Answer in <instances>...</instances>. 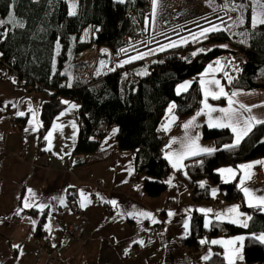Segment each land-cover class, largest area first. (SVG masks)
Here are the masks:
<instances>
[{"label": "trees", "instance_id": "16d2710c", "mask_svg": "<svg viewBox=\"0 0 264 264\" xmlns=\"http://www.w3.org/2000/svg\"><path fill=\"white\" fill-rule=\"evenodd\" d=\"M254 1L259 6H255V11H260L264 6L262 0ZM240 2L247 8L245 19L250 20L253 10L248 5L249 0H237ZM216 3L221 5L223 0H216ZM147 6L144 0H125L122 3L115 0H77L76 15H69L66 0H0V20L14 17L15 21L23 24V27L15 24L0 27L3 31L10 28L7 38L0 41V53L3 63L20 73L25 81L21 89L25 92L29 87L33 94L53 91L41 107L40 139L68 104L75 103L79 107L80 132L73 153L83 158L95 153L109 129L116 125L117 148L137 152L133 179L142 182L148 196L157 197L167 188L168 173L167 162L159 154L162 142L159 122L169 103L177 105V116L186 117L201 109L203 98L201 87L196 82L181 95H177L176 89L187 79L198 81L207 66L223 56H232L234 67L240 69L233 72L231 64L225 69L234 77L231 84L227 83L222 72L217 74L227 92L264 89V26L252 29L245 24L243 28L228 32L210 33L201 42L195 56L191 49L168 48L155 53L150 61L142 59L122 67L114 66V71L90 82L87 65L78 59V54L93 44L118 52L124 37L137 30V26L131 24V14H137L138 23L143 25ZM233 15V19L238 17V13ZM241 31L249 33L246 39L233 35V32ZM242 39L244 43H241ZM222 45H227V48ZM200 49L205 51L200 52ZM12 59L14 64L10 65ZM223 61L228 62L226 57ZM143 71L148 74L138 75ZM69 82L71 88L66 86ZM225 100L223 97L220 100L209 99L214 105H222ZM63 101L69 103L66 105ZM232 138L229 129L205 126L202 139L213 141L221 150L211 156L198 157L203 160L202 165L186 160L188 175L179 171L178 176L190 189L194 188L191 196L195 202L207 200L211 189L216 187L225 201L239 204L242 211L255 217L257 231L264 230V212L247 207L237 180L222 183L217 171L224 166L237 168L240 163L264 157V125L254 127L239 147L223 150L222 146L231 144ZM85 161L84 158L77 163L84 164ZM200 181L207 182L205 188L199 187ZM189 229L182 242L190 254L200 249V241L205 237L245 235L243 251L246 264H264V244L251 238L250 228L217 222L206 229L202 214L195 212ZM205 264L226 263L222 255L215 252Z\"/></svg>", "mask_w": 264, "mask_h": 264}, {"label": "crops", "instance_id": "0c3cea01", "mask_svg": "<svg viewBox=\"0 0 264 264\" xmlns=\"http://www.w3.org/2000/svg\"><path fill=\"white\" fill-rule=\"evenodd\" d=\"M218 73L216 78L220 79ZM204 78L208 79L210 76ZM222 85L224 86L223 83ZM225 90L227 91L226 88ZM239 92L242 94L237 97L238 100L247 105H257L258 107L253 108V113L264 115V107H259L264 104V89ZM42 93L27 96L23 89L7 82L0 70V105L9 101L18 102V107L9 106L4 111H0V162L2 163L0 177L3 179L0 192V264H49L44 257L37 261L33 245L35 237L49 239L51 251L67 264H205L203 256L208 254L209 250L213 254L220 253L227 264L223 245L202 244L197 252L188 254L182 244V240L187 235L183 224L188 216L192 218L197 212L202 214L205 228L208 217L198 211L199 209L211 208L213 213H216L239 204L225 201L216 187H213L217 189L215 197L210 193L207 200L195 202L191 196V189L178 176L179 171L165 159V153L169 151L166 146L175 138L177 143L172 145V150L180 147V142L186 135L182 127L183 123L192 119L200 110L186 117L177 116L174 110L177 120L169 124L168 130L165 131L163 126L169 120L167 109L171 103L167 105L158 130L165 135L166 146L162 157L168 166L166 182L172 179V184L167 183V188L161 195L150 197L146 194L142 182L131 184L136 168L137 152L117 148L115 140L117 132L113 135V130L118 129L116 125L109 129L95 153L84 155L86 159L84 164L77 163L73 150L80 132L79 107L68 111L70 105L75 103H69L62 111L65 114L60 116L61 112L57 116L59 119L57 117L54 119L53 124L65 126L62 132L57 131L53 134V150L44 151L47 142L39 136L40 112L43 103L49 100V96L47 98ZM209 103L212 104L210 101ZM212 105L227 107V99L222 105ZM29 106L37 111L35 123L38 130L35 131L30 124V114L25 117L16 115L17 111L27 112ZM202 106L201 103V108ZM206 119L205 116L197 119V123L202 125L197 129L201 135L199 144L216 147L213 141L202 139V130L207 126ZM73 120L77 124L75 139H71L74 130L70 122ZM26 128H29V131L26 132ZM191 134L195 135V132ZM65 153L71 154L65 155ZM61 156L63 159L60 158ZM259 160H264V157L239 165ZM227 167L230 166L221 168ZM252 171L255 175L250 181L245 182V186L264 190V167L257 166ZM219 178L224 183L220 175ZM240 179L238 175L232 181L237 180L241 190ZM201 182L207 184L206 181H200L198 184ZM28 188L33 189L35 202L49 203L52 207L44 212H39L36 208L25 209L21 213L22 216L18 217L20 214H16L17 210L21 208L22 200L28 196L26 191ZM81 191L91 200L85 208L79 206ZM241 193L246 201L242 191ZM59 199H63L66 206L60 205ZM111 200H116L117 205L108 203ZM71 202L79 206L81 211L78 214L69 209ZM129 211L150 212L160 223L152 224L150 220L143 218L133 219L127 216L126 213ZM169 211L174 212L175 215L169 217L167 215ZM239 211L252 217L247 227L250 228L251 235L264 234V230L255 229V217L252 214L242 211L240 206ZM191 218L187 221L189 228ZM33 220L36 221L35 225L32 223ZM144 222L153 228L160 225L161 227L156 234L154 230L144 229L141 226ZM213 223L217 222L213 220ZM223 223L242 227L238 223L227 221ZM74 225L80 228L77 238H60L61 234L69 231ZM239 236L245 235H220L204 239L227 241ZM141 240L144 241L143 244L139 243ZM13 245L21 246L22 252H18ZM241 254L243 260H238L237 264H246L243 249Z\"/></svg>", "mask_w": 264, "mask_h": 264}, {"label": "snow or ice", "instance_id": "6c2138e0", "mask_svg": "<svg viewBox=\"0 0 264 264\" xmlns=\"http://www.w3.org/2000/svg\"><path fill=\"white\" fill-rule=\"evenodd\" d=\"M119 2H124V0H119ZM162 5V0H152V13L151 17L146 18L147 19V27L146 30H149L151 28V25L155 23V17L157 15V8L158 6ZM71 11L69 12V15H76V4L71 3L70 4ZM220 11L224 12L225 16L229 12L232 13H238V17L236 19H232V17H228V20H225L224 16H217V20L219 23H214L213 21H208V27H202L200 29L199 35L193 33V40L198 41L201 37L207 38V36L210 33L214 32H228L235 28H243L245 24H248V26L252 29H255L258 26H264V6L261 7L260 11H254L251 15L250 20L245 19V12L247 11V8L243 2L237 3V0H223V3L220 6ZM231 21V23H229ZM5 24L12 25L15 24L18 27H23L22 23H19L18 21H15L14 17L9 20H0V27H4ZM10 28H5L4 35L0 36V41H3L7 38L9 34ZM87 35V33H85ZM233 35H239L241 37H244L245 39L249 35V33L241 31L239 33L233 32ZM75 39V38H73ZM187 38L181 37L179 41H172L169 40L168 44H160L158 49H149L148 52H138L135 56H129L126 60L120 61L118 63V67H122L126 63H131L136 60H142L149 54H155L157 51L163 52L167 50L168 48H175L180 46L181 44H186ZM245 40L242 39L241 43H244ZM143 43V42H142ZM221 47L227 48V45H222ZM59 42H57V55L59 54ZM104 53H107V50H103ZM122 52L127 53V49H121ZM200 52H204L205 49H200ZM2 55V53H0ZM193 56L197 55L196 52H193ZM215 67L213 64H209L207 66L206 72L204 74H201V78H199L198 81H187L184 83H181L178 88L176 89L177 95H181L182 93H185L189 90L192 83L196 82L200 85L203 98H202V108L200 111H198L195 116L192 117V119L188 120L187 122H184L182 127L185 130V137L180 142V147L176 150H172V145L177 143V140L175 138L172 139L171 143L167 145L166 147L169 149L165 153V159H167L171 166L177 170L183 172L185 176L188 175L186 169L189 167L188 164L185 163L186 160H192L194 161V164L196 165H202L203 160L197 159L201 156H211L212 154L216 153L217 151H220L221 149H218L213 146H202L199 144V140L201 139L200 133L197 131L202 125L197 123V119L200 116H205L207 119L205 121L207 127L209 129H229L233 133V143L231 144H225L222 146L223 150H231L234 148L239 147L241 142L249 136V134L253 131L254 127L258 125H264V115H257L253 113V108L258 107L257 105H247L244 102L237 99L242 93L239 91H233L231 93L227 92L225 90V87L222 85L221 80L216 78V73L222 72L223 76L226 78L227 83L231 84L232 80L234 79L233 76L230 75L228 71L225 69L229 67L231 64L230 61L228 62H221L220 60H216ZM100 69H104L107 67V64L104 60L99 61ZM114 68H110L109 71H114ZM233 72H238L240 69L238 67L232 68ZM97 75H100V71L96 73ZM148 73L146 71L138 73V75H147ZM127 75V74H125ZM205 76H210V78L205 79ZM13 83H16L15 80L12 81ZM67 87L71 88L72 84L69 82ZM227 99V107H216L209 103V99L212 100H220L221 98ZM62 103L68 104V101H63ZM9 106L16 108L18 107V102H12L9 101L7 103H4L3 105H0V111H4ZM78 105L71 104L68 111L77 109ZM177 105L175 102L171 103L168 107L167 111L169 113V120L167 124L164 127V130H168V125L172 122H175L177 120V117L174 115V110L176 109ZM259 107H264V104L259 105ZM31 115L30 124L32 125V130H38L36 127V117H37V111L36 109L32 108L31 106L28 107L27 112L25 111H17L16 115L18 117H25L26 115ZM65 113L62 112L60 116H63ZM215 114V115H214ZM59 119V117H57ZM65 125L56 124L54 123L51 130L47 132V134L43 137V139L47 142V147L44 149V151H52L53 150V134L57 131L62 132L63 127ZM71 128L74 130L73 136L71 139H75V130L77 129V124L75 120L70 122ZM25 131H29V128H26ZM118 131V129L113 130V135ZM195 132V135H192L191 133ZM71 153H65V155H70ZM59 155V153H57ZM63 159V156L60 157ZM261 166L264 167V160L255 161L253 163H246L239 165L237 168L227 167V168H221L218 169V174L223 178L224 183H228L232 181L235 177L238 175L241 177L239 180V184L241 186V191L243 192L245 198H246V205L249 208H253L255 210L264 212V190L251 188L248 186H245L246 181H250L252 177L255 175V173L252 171L255 167ZM168 184H172V179H169L167 181ZM139 188V186H137ZM200 188H205L206 184L205 182H201L199 184ZM28 196L25 197L22 200V206L17 210V215L21 214L25 209L30 208H36L39 212H44L46 209H50L52 207L49 203H37L35 202V193L33 189L28 188L27 190ZM80 204L79 206L81 208H85L88 204L91 203V200L88 198V196L81 191L80 192ZM211 195L215 197L217 195V189L213 188L211 189ZM55 199V198H54ZM58 203L60 205H65V201L63 199H59ZM108 203H111L112 205H117L116 200L108 201ZM66 206V205H65ZM198 211L201 213H204L208 219L205 223V228H209L210 226H213V220H215L218 223H223L225 221L233 224H240L242 227L247 228L248 227V221L252 219L250 215H247L246 213L239 211V205L233 206L228 208L225 211L216 212L213 213V209L211 208H201ZM127 216L137 219V218H143L148 219L151 221L152 224L160 223L158 221L154 214L147 212V211H129L126 213ZM123 215V214H121ZM169 217H172L175 215L174 212L169 211L167 213ZM243 217V219H241ZM190 216H188L185 220V223L183 224V228L185 229V233L190 230L189 229V223L187 222L190 220ZM33 225L36 224V221H32ZM47 227V225H45ZM247 237L245 236H239L234 239H229L227 241L224 240H211L208 241L206 239H202L200 243L202 244H212V245H223L225 246V259L227 261V264H237L238 260H243L242 256V249L244 247V241ZM252 239L256 240L257 242L264 244V234H253L251 236ZM140 244H143L144 241H139ZM55 246V245H53ZM14 248L18 250V252H22L21 246L19 245H13ZM213 253L211 250H209L208 254L203 256V260L208 261L212 258Z\"/></svg>", "mask_w": 264, "mask_h": 264}, {"label": "rangeland", "instance_id": "374dc122", "mask_svg": "<svg viewBox=\"0 0 264 264\" xmlns=\"http://www.w3.org/2000/svg\"><path fill=\"white\" fill-rule=\"evenodd\" d=\"M66 1L68 4L69 12L71 11V8H70L71 3L76 4L75 11H77V0H66ZM115 1H119V0H115ZM262 3L264 4V0H262ZM219 5L216 3V0H162V5L158 6L157 8V15L155 17V23L151 25L149 35L145 36L143 39L138 41L136 44H131V47H129V49L126 48L128 50L127 53H124L122 51H120V53L129 54L131 49H134L136 46L139 48L141 46H146V47H151V49H158L160 44H168L169 40L179 41L181 37L187 38L188 42L186 44H181L180 46H178L180 49L182 50L191 49L193 52H197L204 38L201 37L198 41H195L193 40L192 34L195 33L199 35L200 29L202 27L209 26L208 25L209 20L218 24L219 21L216 19L218 15L224 16L225 18L224 12L220 11L221 5L220 6ZM248 5L252 6L251 10H253V12L255 11V6L259 8L258 3L255 2L254 0L253 2L252 0H249ZM146 13L148 14L149 17H151L152 0H150ZM232 16L234 18L233 13H232ZM226 17L228 18V16ZM91 46L83 54H78V59L80 61H82L83 59L86 62L88 73L90 71L89 70L90 66L92 68V64H93V61L91 60L92 58L91 56H94V54L96 53V50L99 48V47H96L98 46L97 44H93ZM107 53H109L108 50H107ZM153 55L154 54H149L146 57H151ZM113 56L120 59L118 52L116 53L113 52ZM225 57L227 58L228 61L231 62L232 67H234L235 62L232 56H223V57L217 58L213 62H211V64H213L215 67L216 65L214 62L216 60L221 61ZM104 61L105 62L108 61L107 54H105ZM206 69L204 70V73L206 72ZM1 73L4 78L2 70H1ZM192 80L193 79H187L184 82L192 81ZM17 88H20V87H17ZM32 94L28 93L27 96L29 97L34 96ZM43 95L47 98L49 96L48 93H44ZM78 161L81 162L83 161V159L82 160L79 159Z\"/></svg>", "mask_w": 264, "mask_h": 264}, {"label": "built area", "instance_id": "2783aa9c", "mask_svg": "<svg viewBox=\"0 0 264 264\" xmlns=\"http://www.w3.org/2000/svg\"><path fill=\"white\" fill-rule=\"evenodd\" d=\"M147 5L149 6V3H150V0H144ZM147 6V7H148ZM150 9V7H149ZM147 11V8L145 10V22L143 25H140L138 23V17H137V14L133 13L131 14V24H134L137 26V30L135 33H132V34H129V35H126L123 39V45L121 47V49H126L129 47H131V44H136L138 41H140L141 39H143L145 36H148L149 33H150V29L149 30H146V27H147V19L149 16L148 14L146 13ZM228 17H232L231 14H227ZM225 19L228 20V18L225 16ZM4 35V31L2 29H0V36ZM142 43V42H141ZM93 47V46H91ZM96 47H99L97 50H96V53L94 54V56H91V60L93 61V64H92V68L90 66V71L89 73L87 72V78L90 80V82L96 80V79H99V78H102L104 77L109 71L110 68H113L114 66H117L118 63L120 61H123V60H126L129 56H135L138 54V52H147L149 49H151V47H146V46H141L140 48L139 47H135L134 49H131V51L129 52V54H121L120 51L121 49L118 51L119 53V57L120 59H118L117 57H114L113 56V52L112 50L107 47V46H96ZM90 48V47H89ZM88 48V49H89ZM88 49H86L85 51H83L81 54H83L84 52H86ZM103 50H108L109 53H106L107 54V67L104 68V69H100V66H99V61L100 60H104V57H105V53ZM152 58L151 57H145L144 60H147V61H150ZM11 64H14V59L10 60ZM84 64H86V62L82 59V61ZM0 68L3 72V75H4V78L5 80H7L12 86H15V87H24L25 86V81L23 79H21L20 77V73H18L16 70L12 69V67H9L7 64H4L3 63V60L1 58V55H0ZM100 71V75H97L96 73ZM15 80L16 83H13L12 81ZM31 88H27V91L29 94H32L30 93ZM25 92V93H26ZM27 93V94H28ZM53 93V91H48V95H51ZM34 95V94H32ZM200 109V107L198 108ZM161 138H162V142H161V145L159 147V154L162 155L163 153V150L166 146V139H165V135L163 132H160L159 133ZM76 157V161L78 162V160H82L84 159L83 156H75ZM2 167V163L0 162V168ZM138 181H135L134 179L131 180V184L132 185H135ZM3 183V179L0 177V192H1V185ZM194 191V188H191V192ZM69 209L73 212V213H76L78 214L81 210L79 208V206L75 203V202H71L70 205H69ZM22 216V214H20L18 217ZM16 218V216H15ZM141 226H143L144 229H151V230H154L155 233L157 234V232L159 231L160 226H157L155 228H153L152 226H150L148 223H141ZM79 232H80V228L78 225H74L69 231H67L66 233L64 234H61L60 235V238H65V237H74V238H77L78 235H79ZM183 244V243H182ZM33 245L35 247V250H36V256H37V261L40 260L41 257H44L46 259V261L49 263V264H67L65 261H63L62 259H60L58 256H56L52 251H51V244H50V241L49 239H39V238H35L34 241H33ZM183 247L185 248V250L188 252V248L186 246L183 245ZM188 254H190L188 252ZM192 255V254H190Z\"/></svg>", "mask_w": 264, "mask_h": 264}]
</instances>
